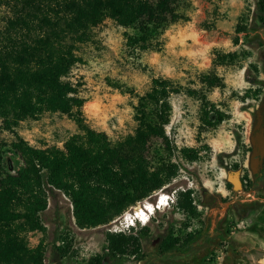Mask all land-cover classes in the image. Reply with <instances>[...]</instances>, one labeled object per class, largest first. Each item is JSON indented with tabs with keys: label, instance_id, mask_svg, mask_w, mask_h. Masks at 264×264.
<instances>
[{
	"label": "rangeland",
	"instance_id": "374dc122",
	"mask_svg": "<svg viewBox=\"0 0 264 264\" xmlns=\"http://www.w3.org/2000/svg\"><path fill=\"white\" fill-rule=\"evenodd\" d=\"M258 1L169 0V11L178 17L146 48L128 41L138 36V25L123 28L110 19L92 30L89 42L78 46L80 61L66 80L83 100L84 123L105 134L111 145L134 134V107L154 79H168L181 88L169 100V123L164 127L167 142L152 138L144 152L150 167L173 165L174 175L160 189L126 208L124 212H132L144 201L155 204L160 195L168 199V205L155 210L146 224L138 222L121 233L144 236L136 254L112 262L102 261L106 236L120 234L111 231L112 224H119L124 212L108 223L82 229L76 225L70 199L56 192L40 216L43 231L25 235L30 248L41 246L42 264H172L178 260L186 264H264V188L253 185L249 168V138L256 112L264 104V88L245 80V70L251 65L257 72L250 69V73L264 79V64L260 49L247 46L244 34H236L239 26L250 29L258 25L253 14ZM14 15L15 10L0 6V31ZM258 33L264 38L262 31ZM228 53L237 57L224 64L215 61L217 54ZM208 75L217 76L222 85L208 87L202 82ZM189 90L197 95H189ZM79 133L74 120L61 113L25 119L12 130H5L0 122V178L15 174L22 166L12 148L18 139L33 148L62 150ZM182 149L197 150L198 159L181 158ZM237 170L242 188L233 191L227 174ZM179 194H189L192 213L177 206ZM170 234L179 244L193 240L189 252L160 254L158 246Z\"/></svg>",
	"mask_w": 264,
	"mask_h": 264
},
{
	"label": "trees",
	"instance_id": "16d2710c",
	"mask_svg": "<svg viewBox=\"0 0 264 264\" xmlns=\"http://www.w3.org/2000/svg\"><path fill=\"white\" fill-rule=\"evenodd\" d=\"M169 0H0V6L15 10L0 31V122L5 130L14 129L25 119L43 113H61L71 117L80 133L72 135L60 150L37 149L18 139L12 144L22 166L15 174L0 178V264H42L40 245L30 248L25 235L43 231L41 214L48 200L62 192L73 205L79 228L96 227L121 215L126 208L148 197L167 184L174 175L173 165L150 167L144 152L152 138L167 142L164 127L169 123L170 97L181 88L168 79H154L149 91L138 97L134 107L137 127L132 136L111 145L103 133L91 130L81 117L83 100L67 81L80 44L89 42L92 30L106 19L123 28L138 25V36L129 37L134 46L147 47L178 16L169 11ZM258 25L250 29L239 26L237 36L244 34L247 46L260 49L264 64V0L254 8ZM252 33V34H251ZM255 33V34H254ZM238 44V37L234 40ZM236 53L216 56L218 63L232 62ZM250 69L245 80L251 86L264 88ZM208 87H220L215 75L203 76ZM189 95H197L189 90ZM205 115L208 114L204 96ZM221 116L218 115L217 122ZM264 127V124H263ZM181 158L193 162L199 152L182 149ZM183 195L186 198H183ZM177 206L192 213L189 194H179ZM136 236L108 234L102 261L135 255L141 233ZM193 240L179 244L172 234L158 246L160 254H186ZM172 264H186L182 260Z\"/></svg>",
	"mask_w": 264,
	"mask_h": 264
},
{
	"label": "water",
	"instance_id": "95a60500",
	"mask_svg": "<svg viewBox=\"0 0 264 264\" xmlns=\"http://www.w3.org/2000/svg\"><path fill=\"white\" fill-rule=\"evenodd\" d=\"M251 155H250V169L253 174L257 173L258 167L264 160V127L262 125L261 114L258 110L256 112V121L253 126L250 138ZM240 170L229 172L227 174V182L232 185L233 191H238L242 188L240 180Z\"/></svg>",
	"mask_w": 264,
	"mask_h": 264
},
{
	"label": "built area",
	"instance_id": "2783aa9c",
	"mask_svg": "<svg viewBox=\"0 0 264 264\" xmlns=\"http://www.w3.org/2000/svg\"><path fill=\"white\" fill-rule=\"evenodd\" d=\"M165 202L166 205H168V199H165ZM145 203H147V201H144L143 203L138 204L136 207H133L132 212L130 210L124 212L118 219L119 224H116L115 222L112 224L113 229L111 231L114 233H124L132 228H135L138 222L144 225L145 222H140V220L138 221L136 216L138 215L137 209L140 208V206H144Z\"/></svg>",
	"mask_w": 264,
	"mask_h": 264
},
{
	"label": "bare ground",
	"instance_id": "6f19581e",
	"mask_svg": "<svg viewBox=\"0 0 264 264\" xmlns=\"http://www.w3.org/2000/svg\"><path fill=\"white\" fill-rule=\"evenodd\" d=\"M164 195H160L157 199L155 204H151L149 202L145 203L144 206H140V208L137 209L138 215L136 216L137 220L140 222H145L146 224L149 220L150 215L154 213L155 210L161 209L166 202L164 203ZM146 217V218H145ZM148 217V219H147Z\"/></svg>",
	"mask_w": 264,
	"mask_h": 264
},
{
	"label": "flooded vegetation",
	"instance_id": "af4514ba",
	"mask_svg": "<svg viewBox=\"0 0 264 264\" xmlns=\"http://www.w3.org/2000/svg\"><path fill=\"white\" fill-rule=\"evenodd\" d=\"M260 114H261V120H262V125L264 124V104L260 108ZM252 152V149H251ZM250 168V166H249ZM250 174L252 178L253 185H258L261 188H264V168H263V161L261 165L257 169V173L253 174L251 169H250Z\"/></svg>",
	"mask_w": 264,
	"mask_h": 264
}]
</instances>
